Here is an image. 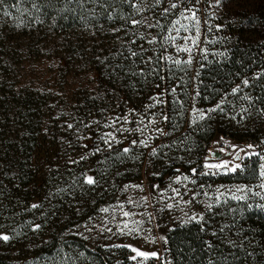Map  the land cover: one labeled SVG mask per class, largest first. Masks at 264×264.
<instances>
[{
	"label": "rangeland",
	"instance_id": "1",
	"mask_svg": "<svg viewBox=\"0 0 264 264\" xmlns=\"http://www.w3.org/2000/svg\"><path fill=\"white\" fill-rule=\"evenodd\" d=\"M172 2L178 8L164 13ZM49 4L47 16L35 8V0L0 3L3 15L16 21L14 30L7 25L8 36H0V134L5 129L7 137L9 130L28 131L26 122L20 125L22 119L15 114H31L34 131L22 138H29L27 157L7 161L0 153V235L10 237L0 239L1 259L21 264L23 253L45 244L59 230L81 237L89 246L111 250L117 264H171L167 236L172 228L201 221L209 213L235 212L246 201H264L260 176L264 160L253 155H264V127L260 140L250 137L248 131L256 120L248 126L247 109L239 107L228 132L216 131L203 141V152L196 151L198 139L193 134L180 140V134L167 135L162 103L153 99L162 101L165 86L151 81L141 89L133 80L130 89V74L116 72L117 63L104 64L105 47L122 50L127 34L136 37L130 49L140 54L139 66L151 69L157 53L166 62L179 59L190 67L199 51L205 55L226 49L229 41L246 45L262 40L258 33L264 30V0H161L159 4L156 0H51ZM192 11L198 24L184 19ZM133 20L141 23L134 25ZM41 28L45 36L37 35ZM185 46L191 51L179 50ZM188 60L190 64L183 63ZM221 108L210 119V107L190 101L186 119L195 127L200 112L208 115L209 133L235 110L228 103ZM181 109L184 112V104ZM260 113L264 121V111ZM159 145L163 147L155 153ZM212 150L221 156L206 159ZM256 160L258 178L251 182ZM235 165L240 167L232 172ZM88 176L96 183H86ZM133 248L155 252L158 258L144 259Z\"/></svg>",
	"mask_w": 264,
	"mask_h": 264
},
{
	"label": "trees",
	"instance_id": "2",
	"mask_svg": "<svg viewBox=\"0 0 264 264\" xmlns=\"http://www.w3.org/2000/svg\"><path fill=\"white\" fill-rule=\"evenodd\" d=\"M50 1L35 0V8L48 16L46 4L51 6ZM14 18L5 17L3 10H0V36L2 34L8 36L10 29L14 30L16 27ZM57 20L61 21L62 17L59 16ZM8 24H11L10 29ZM48 27H51L50 22ZM44 31L41 28V33L37 35L45 36ZM258 34L262 40L246 45L229 41L226 49L219 47L220 50L205 55L199 51L196 53V61L190 64V67L182 63L176 65L174 61L166 62V57L157 53L150 61L152 69L149 66H139L138 63L142 61L140 54L134 55L130 49L135 44L133 38L136 37L127 34L124 35L122 50H109L105 47L107 60L104 64L117 63L114 69L116 72L130 74L132 80L127 83L130 89L133 88V80L136 87L141 89H144L151 81L159 83L162 87L165 86L161 109L163 125L165 124L168 129L167 135L170 137L175 133L180 134L178 138L180 140L186 136L191 138L189 134L191 133L198 139L196 151L203 152L205 148L203 141L208 142L216 131L228 132L226 128L233 123L232 117L239 107L242 110L247 109L248 114L251 115L248 117L250 118L248 126L256 120L254 127L248 131L250 137L254 140L261 139L259 135H262V129L260 128L264 127V121L260 117V111H264V30ZM112 75L111 72L109 76ZM245 80L248 81L247 85L243 83ZM125 82L128 81L125 80ZM233 89L237 91L233 92ZM183 90H188L186 95H182ZM243 95L246 96V101L241 102ZM190 101L211 109L216 108L217 105L222 107V103H228L235 110L227 113L228 117L224 119L221 127L207 133L210 125L208 115H205L204 119L198 117L199 124L195 127H192L190 121L186 119V109ZM240 103H244V106H240ZM183 104L184 112L181 109ZM9 108L15 109L13 103H9ZM219 113L220 109L211 111L210 119L212 116H218ZM222 114L225 116V112ZM15 116L18 120L22 119L20 125L26 122L25 128L34 134L31 114L26 116L15 114ZM175 120L178 127H176L177 124L173 125ZM11 121L14 120L11 119ZM16 125L19 126L18 121ZM186 129L189 131L185 132ZM28 131L22 134L9 130L7 137L5 129V135L0 134V153L5 154V160L10 161L15 157L22 160L27 157L29 138L25 141L22 138ZM162 147V145L155 147V153ZM257 165L258 160L251 165V176L248 178L251 182L258 178ZM247 170L249 172V169ZM222 174L226 176V173ZM245 203L243 208L235 209V212L226 209L219 214L215 212V215L209 213L199 222L194 221L172 228L167 236L171 264H264V201H246ZM122 254L125 256V253ZM22 256L21 264H117L111 250L101 245L89 246L81 237L62 234L59 230L48 242L28 250ZM0 264L12 263L0 258Z\"/></svg>",
	"mask_w": 264,
	"mask_h": 264
},
{
	"label": "snow or ice",
	"instance_id": "3",
	"mask_svg": "<svg viewBox=\"0 0 264 264\" xmlns=\"http://www.w3.org/2000/svg\"><path fill=\"white\" fill-rule=\"evenodd\" d=\"M160 2H161V0H156V3H157V4H159ZM0 3H2V0H0ZM177 8H178V4H177L176 2H172V3L170 4V8H165V9H164V13H168V12L170 11V9H177ZM181 15H184V14L181 13ZM184 19H191V20L195 21L197 24L199 23V21H198V19H197V17H196V12H195V11H192L190 16H184ZM132 23L135 25V24H137V23H141V21L133 20ZM179 23H180V21L177 20V21H176V24H179ZM184 30L187 31V27H185ZM175 31L179 32L180 29H179V28H176ZM198 35H199V30L197 29V37H198ZM169 39H171V40L174 41V40L176 39V37H171V36H170ZM185 39L187 40V39H189V38H188V37H185ZM192 43L195 44V43H196V40H192ZM179 50H180V51H185V52H190V51H191L190 48H188L187 46H185V47H183V48H180ZM133 54L135 55V53H133ZM174 63H175L176 65H180V64L182 63V61L179 60V59H176V60H174ZM183 63H189V64H190V63H191V60L184 61ZM243 83H244L245 85H247V84H248V81L245 80ZM173 91H175V89H173ZM236 91H237V89H233V92H236ZM153 99L156 100L157 103H161V102H162V101L159 100L158 97H153ZM217 109H220L221 111H223V109L220 107V105H217L216 108L210 109L209 111H216ZM199 118H200V119H204V118H205V114H204L203 112H200ZM165 119H168V117H165ZM68 127H72V125H68ZM158 131H161V132H162L163 130H158ZM107 135L111 136V133H109V134H107ZM113 138H114V137H113ZM106 143H107V141H106ZM132 143L135 144L136 141H133ZM141 143H143V141H142ZM145 146H146V145H145ZM250 147H251V146H250ZM123 151H124V153H128V152H129V149H128V148H125V149H123ZM253 155H258V156L260 157L261 160H264V155H261V154H259V153H253ZM83 158H84V157H82L81 159H83ZM209 167H216V166H215V165H209ZM221 167H226V166H223V165H222ZM239 167H240V165H235V166H234L233 168H231L230 170H231L232 172H235ZM260 168H261L260 176H261V177H264V164H261V165H260ZM86 183H88L89 185H92V184L96 183V181L94 180L93 177L88 176V177L86 178ZM261 187H264V185H261ZM238 190H241V191H242V189H238ZM235 198H236V199H241V197H235ZM32 207L35 208V207H37V205H32ZM104 211H107V209H104ZM124 215H125V216H128L129 213L125 212ZM191 219H192V220H196L197 218H196L195 216H192ZM202 219H203V217H200V220H202ZM197 222H199V221H197ZM37 227H39V225H37ZM0 239H3V240H5V241H7V240L10 239V237L7 236V235H0ZM132 250H133L134 252H136L137 256L143 257L144 259H148L149 257H156V258H158V255H157V253H155V252L148 253V252L138 251V250L135 249V248H133ZM133 258L135 259V257H133Z\"/></svg>",
	"mask_w": 264,
	"mask_h": 264
},
{
	"label": "water",
	"instance_id": "4",
	"mask_svg": "<svg viewBox=\"0 0 264 264\" xmlns=\"http://www.w3.org/2000/svg\"><path fill=\"white\" fill-rule=\"evenodd\" d=\"M229 154V151L225 152L224 155H228ZM221 156V153L219 151H210V155H207L206 156V159H209V158H214V157H220ZM239 155H236L235 158H238ZM223 171H227L226 168L222 169Z\"/></svg>",
	"mask_w": 264,
	"mask_h": 264
}]
</instances>
